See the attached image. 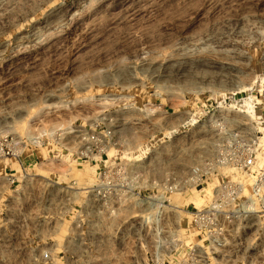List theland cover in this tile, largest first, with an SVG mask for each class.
Returning a JSON list of instances; mask_svg holds the SVG:
<instances>
[{"label": "rangeland", "instance_id": "obj_1", "mask_svg": "<svg viewBox=\"0 0 264 264\" xmlns=\"http://www.w3.org/2000/svg\"><path fill=\"white\" fill-rule=\"evenodd\" d=\"M230 134L264 167V0H0V137L32 164L19 186L0 158V264H264L256 216L211 248L177 210L204 183L145 199L193 165L241 176ZM103 169L131 182L112 212Z\"/></svg>", "mask_w": 264, "mask_h": 264}, {"label": "built area", "instance_id": "obj_2", "mask_svg": "<svg viewBox=\"0 0 264 264\" xmlns=\"http://www.w3.org/2000/svg\"><path fill=\"white\" fill-rule=\"evenodd\" d=\"M243 141L248 148L246 152L236 157L217 156V162L224 166H235L242 169V177L228 179L221 177L216 182L209 181L206 167L193 165L187 172L184 181L173 173L165 175L159 185V193L145 197L150 207L153 205L155 212H163L169 204L165 197L166 193H180L186 185L191 191H198L202 186V204L195 207L193 204L184 208H176L191 217L193 228L198 234L205 238L206 244L211 248H220L226 244V238L232 236L234 230L239 227L235 225L248 217L256 216L261 225L264 226V167L253 171L255 162V141L244 139L242 135L230 134L229 139ZM252 142V144L249 143ZM31 143L27 139L20 142L11 136L0 137V158L14 159L25 174L26 167L30 165V159H24L23 150ZM120 171V167L115 165ZM108 170L99 172L98 182L90 188V194L94 197L101 209L106 211L118 210L124 202L125 196H131V182L121 175H115L114 183H111ZM7 179L14 182L15 177L7 176ZM153 200L154 203H150ZM167 202V204L165 203ZM168 242V241H166ZM46 256V255H45Z\"/></svg>", "mask_w": 264, "mask_h": 264}, {"label": "crops", "instance_id": "obj_3", "mask_svg": "<svg viewBox=\"0 0 264 264\" xmlns=\"http://www.w3.org/2000/svg\"><path fill=\"white\" fill-rule=\"evenodd\" d=\"M8 165L5 167V173L3 174V178L4 177H7L8 175L12 174L15 176L16 178V181H18L19 183V186H21L20 182H24L28 176V173H27V167H29L30 165H28L26 167V173L23 174L21 171H20V168L19 166L17 165V163L15 161H10V162H7Z\"/></svg>", "mask_w": 264, "mask_h": 264}]
</instances>
